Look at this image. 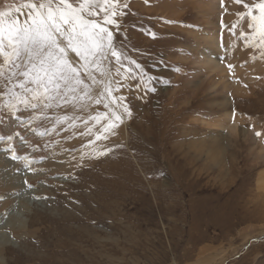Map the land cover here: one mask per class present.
Instances as JSON below:
<instances>
[{
	"label": "rangeland",
	"instance_id": "obj_1",
	"mask_svg": "<svg viewBox=\"0 0 264 264\" xmlns=\"http://www.w3.org/2000/svg\"><path fill=\"white\" fill-rule=\"evenodd\" d=\"M256 3L119 0L114 95L131 115L106 139L108 121L89 120L102 104L49 119L19 105L17 119L0 98V264H264V48L244 6Z\"/></svg>",
	"mask_w": 264,
	"mask_h": 264
},
{
	"label": "snow or ice",
	"instance_id": "obj_2",
	"mask_svg": "<svg viewBox=\"0 0 264 264\" xmlns=\"http://www.w3.org/2000/svg\"><path fill=\"white\" fill-rule=\"evenodd\" d=\"M118 5L119 0H28L15 9L0 11V98H10L3 107L17 119L19 105L34 113L39 111L37 119L41 115L49 119L47 112L53 106L88 111L102 104L107 111L90 115L89 120L96 124L108 121L95 135V140L106 139L104 133L118 127L123 115H131L127 98L114 95L123 87L116 80L120 75L116 65L121 64L124 54L107 25L120 27ZM244 6L252 21L248 27L264 48V0ZM24 9L27 19L20 21L18 14ZM94 87L102 90L93 95ZM68 119L66 111L57 117L61 123ZM84 123L87 131L82 134H90L88 120Z\"/></svg>",
	"mask_w": 264,
	"mask_h": 264
},
{
	"label": "bare ground",
	"instance_id": "obj_3",
	"mask_svg": "<svg viewBox=\"0 0 264 264\" xmlns=\"http://www.w3.org/2000/svg\"><path fill=\"white\" fill-rule=\"evenodd\" d=\"M210 47V46H209ZM201 57V56H200ZM204 58H205V65L206 66H208L209 67V69H212V68H220V65L218 64V63H216V62H214L213 60H212V58H210L209 56L207 57H205L204 56ZM246 61V60H245ZM211 71V70H210ZM261 75H262V78H264V73L263 72H259ZM248 79H250V78H248ZM261 81H263V79L261 80ZM254 83V82H253ZM257 83V82H256ZM236 87H239V85L237 84V86ZM262 95V94H261ZM250 101V100H249ZM247 102V101H246ZM253 102V101H252ZM251 108V107H250ZM230 116V115H229ZM234 126H235V123H233V128H234Z\"/></svg>",
	"mask_w": 264,
	"mask_h": 264
}]
</instances>
